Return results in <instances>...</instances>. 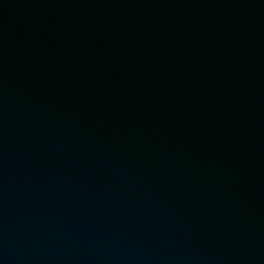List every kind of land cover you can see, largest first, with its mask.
I'll return each instance as SVG.
<instances>
[{"label": "water", "instance_id": "obj_1", "mask_svg": "<svg viewBox=\"0 0 264 264\" xmlns=\"http://www.w3.org/2000/svg\"><path fill=\"white\" fill-rule=\"evenodd\" d=\"M0 264H264V0H0Z\"/></svg>", "mask_w": 264, "mask_h": 264}]
</instances>
